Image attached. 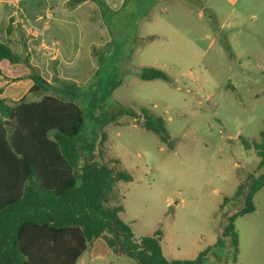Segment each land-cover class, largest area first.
I'll use <instances>...</instances> for the list:
<instances>
[{
	"label": "rangeland",
	"instance_id": "rangeland-1",
	"mask_svg": "<svg viewBox=\"0 0 264 264\" xmlns=\"http://www.w3.org/2000/svg\"><path fill=\"white\" fill-rule=\"evenodd\" d=\"M13 1L0 0V42L16 41L20 55L35 47L21 63L82 110L81 159L130 175L114 181L107 204L122 206L135 237L157 231L169 259L205 250L202 264H264V184L254 209L233 220L235 255L223 233L262 171L242 140L264 131V0H99L102 11L92 0L102 39L71 24L68 0L55 1L49 28L35 15L48 0H23L27 15L6 19L19 11ZM143 68L168 79H142ZM141 109L162 119L163 133L143 126ZM75 264L136 263L88 250Z\"/></svg>",
	"mask_w": 264,
	"mask_h": 264
},
{
	"label": "trees",
	"instance_id": "trees-1",
	"mask_svg": "<svg viewBox=\"0 0 264 264\" xmlns=\"http://www.w3.org/2000/svg\"><path fill=\"white\" fill-rule=\"evenodd\" d=\"M94 1L102 11L104 2ZM68 2L73 6L79 0ZM27 57L0 42V60L29 65ZM29 70L26 76L33 81L29 93L42 94L38 101L22 97L10 102L0 96V239L12 240V247L0 253V263L75 264L87 243L100 237L113 253L128 256L136 264H202L205 250L193 259H169L163 254L157 231L135 237L119 216L122 206L107 204L114 181L129 180L130 175L106 163L81 159L75 138L84 121L82 110L72 100L47 94L48 81L31 66ZM140 77L168 79L158 68H143ZM141 111L145 128L164 132L159 116ZM242 142L255 149L262 171L245 191V205L228 216L224 227L234 255L233 220L254 209L252 197L264 184V131L250 143Z\"/></svg>",
	"mask_w": 264,
	"mask_h": 264
},
{
	"label": "crops",
	"instance_id": "crops-1",
	"mask_svg": "<svg viewBox=\"0 0 264 264\" xmlns=\"http://www.w3.org/2000/svg\"><path fill=\"white\" fill-rule=\"evenodd\" d=\"M55 1L56 0L35 2V8L37 9L35 15L37 16V18L39 19L41 18L45 24H48V28L51 22L50 18H54L56 15ZM15 4L18 6L20 4L19 11L15 13V11L11 10L5 15L6 19L9 17L11 18L22 17L27 15L28 12H26L27 8L25 7L26 3H23V0H15L12 2L11 5L13 6ZM63 9L64 11L71 10L72 13L70 19H71V24L73 26L84 27V29L80 30L81 35L85 33V34L93 35L92 37L95 36L97 39L103 38L105 29L102 23H99L102 20V17L99 11V7L94 1L82 0L79 3H77L75 7L68 8L67 6L64 7ZM66 17L68 16L66 15ZM112 30H113L112 31L113 34L115 32L113 23H112ZM38 32L44 34L46 32V28L43 26L42 29ZM49 34H50V29H49ZM152 36L153 35H151V37ZM1 42L7 44L10 47V49L14 51L13 46L14 44H16V41L14 40L9 41V39H5L4 41ZM30 49L35 50L36 48L33 46L28 47L24 52L21 53V56L27 55L28 57H33L32 51ZM48 54H49L48 52L43 51L42 56L46 57ZM48 56L50 58H54L56 56V53L49 54ZM31 60H33V58ZM0 70H1L0 87L2 88L1 97L7 99L10 102H16L22 97H25L27 101H38L42 97V94L29 93V89L32 86L33 81L26 76L29 73V70L21 62H10L7 59H1ZM42 77L45 80H47L44 76ZM50 89L52 91H50ZM55 90H56L55 87H53V89L50 87L46 93L52 95V92H54ZM26 183H28V181ZM31 183H35V181H32ZM99 238H96L87 243L86 249L76 259L75 263L79 258L82 257L85 251L89 250L97 254L98 253L107 254L109 250L111 251V249L107 246V244L103 239H101L100 242L97 241V239ZM11 247H12V240L9 237H5L3 238V240L0 239V253L10 249ZM4 261H6V256H4Z\"/></svg>",
	"mask_w": 264,
	"mask_h": 264
}]
</instances>
